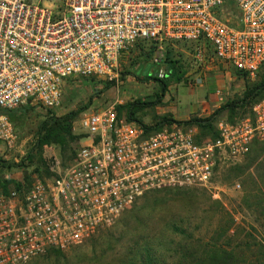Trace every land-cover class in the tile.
Returning <instances> with one entry per match:
<instances>
[{
    "label": "built area",
    "instance_id": "obj_1",
    "mask_svg": "<svg viewBox=\"0 0 264 264\" xmlns=\"http://www.w3.org/2000/svg\"><path fill=\"white\" fill-rule=\"evenodd\" d=\"M176 40L197 44L191 84L212 61L255 76L264 64V0H0V143L16 141L7 111L34 101L55 108L72 77L118 81L137 43L163 49ZM116 105L74 121L80 146L54 178L0 191V264L78 244L151 191L207 186L221 162L264 141V98L248 115L219 119L218 137L202 142L196 126L148 131Z\"/></svg>",
    "mask_w": 264,
    "mask_h": 264
},
{
    "label": "rangeland",
    "instance_id": "obj_2",
    "mask_svg": "<svg viewBox=\"0 0 264 264\" xmlns=\"http://www.w3.org/2000/svg\"><path fill=\"white\" fill-rule=\"evenodd\" d=\"M196 46L194 42L176 40L159 49L151 42L141 41L124 55L118 81L99 76L72 77L63 86L59 106L49 109L34 101L20 107L18 120L13 122L15 143L12 146L0 143V191L2 182L13 188L14 182H27V176L32 183L52 179L69 165L66 155L62 157L57 147L45 146L42 152L36 147L40 126L51 113L61 116L78 111L79 118L113 103L118 106L139 99L157 101L162 91V83L157 80L161 70L167 72L164 80L171 85L172 99L144 107L135 118L146 125H153L164 116L180 121L176 117L188 115L193 104L191 97H187L186 85L190 86L198 72ZM171 61H178L176 76L172 74ZM224 69L239 72L231 65ZM263 74L264 65L255 76H244L255 82ZM251 110L252 106L238 109L236 118L248 115ZM122 115L126 116V111ZM221 118L229 119L228 111L222 112L217 121ZM74 132L80 134L78 127ZM72 145L77 150L80 142ZM41 157L47 163L40 166L42 176L34 172ZM46 169L54 175H47ZM237 183L240 188L236 187ZM174 225H183L187 236L183 238L175 233ZM147 240L154 252L167 257L179 255L173 251L183 246L193 256L187 264H264V141L253 144L248 155L237 162H221L207 186L151 191L128 208L116 223L64 250L38 256L28 264H131L133 261L139 264V251L143 252L142 245ZM213 248L223 250L220 256L211 259Z\"/></svg>",
    "mask_w": 264,
    "mask_h": 264
},
{
    "label": "trees",
    "instance_id": "obj_3",
    "mask_svg": "<svg viewBox=\"0 0 264 264\" xmlns=\"http://www.w3.org/2000/svg\"><path fill=\"white\" fill-rule=\"evenodd\" d=\"M264 65V64H263ZM170 66L172 68V74L174 76L177 75L179 72V66L178 61H171ZM239 74L241 72H238ZM243 74V73H242ZM245 75V74H243ZM177 79H180L178 77ZM162 84V91L161 94L158 95L157 101H146V100H135L134 102H128L127 104H120L117 106L119 115L122 116V112L126 111V117L128 120L137 121L140 124H142L148 131H156L164 127L166 124H171L174 122H178L180 124H185L186 126H196L198 128V134H197V141L202 142L205 138L211 137V138H217L219 135L218 129L216 127V121L218 119V116L223 111H228L229 113V120L235 121L236 116L238 115L237 110L243 107H250L253 106L256 102H258L260 99L264 98V74L262 75L261 79L255 82H251L250 80H246V89L241 97L234 98L232 100H228L225 104H223L220 108L215 110L210 116L207 117H198V116H192L190 119L185 121H177L172 117L164 116L161 118V120L157 121L153 125H146L142 121L137 120L135 118V115L138 111L143 109L146 106H152L156 103L161 102L162 97L165 95L167 88H168V82L162 78H157ZM22 107V106H21ZM19 108L9 110L6 113L11 118L12 122H16L18 119L16 118V115L18 113ZM2 112V110L0 111ZM79 112L78 111H72L67 114L58 116L51 113L41 124L38 136H37V142L36 147L40 150V152L43 151L45 146H55L59 149L60 154L62 157L69 160L71 162L75 155L77 150L73 147V142L80 141L82 138V134H78L74 132L73 123L76 120ZM257 143V142H255ZM254 143V144H255ZM0 161H2V158L0 156ZM252 161L247 164V168L249 169L252 166ZM46 161L41 157L40 158V165L35 167L34 172H37L42 176V167L40 166H46ZM46 171V174L49 176H53L54 174L50 172L49 170ZM26 177V176H25ZM44 179V178H43ZM25 183L20 182H14L13 188H8L7 184L4 182L1 183L2 188L1 192L8 193L12 189H18L23 190L27 189L30 185H32V180H30V177H26ZM220 203V202H219ZM173 231L177 233L178 235L183 236L185 238L187 235L186 228L182 225H174ZM145 244L142 245L143 252L139 251V264H187L191 258L193 257L188 253L187 250H184L183 246H179V250L177 248L173 251L175 253H179L177 256H166L163 253L158 254L157 252H154L151 248V244L149 243V240L144 242ZM223 248H213L212 250V257L211 259L218 257L222 254ZM60 249H51L49 252H59ZM226 253V252H225ZM190 259V260H189ZM131 264H138L136 261L131 262Z\"/></svg>",
    "mask_w": 264,
    "mask_h": 264
},
{
    "label": "crops",
    "instance_id": "obj_4",
    "mask_svg": "<svg viewBox=\"0 0 264 264\" xmlns=\"http://www.w3.org/2000/svg\"><path fill=\"white\" fill-rule=\"evenodd\" d=\"M206 65L203 81L201 83H190V86L186 85V88L189 90L187 97H191L190 99L193 100L192 106L188 108V115L183 118L175 116L176 119L185 121L192 116H210L228 100L241 97L244 93L246 89V77L242 73L225 71L224 68H228L229 65L221 61H217V63L212 61ZM196 74L193 78L196 77ZM177 91H179V88ZM171 99V85H168L162 101L167 103ZM166 113L173 114L172 111H167Z\"/></svg>",
    "mask_w": 264,
    "mask_h": 264
}]
</instances>
